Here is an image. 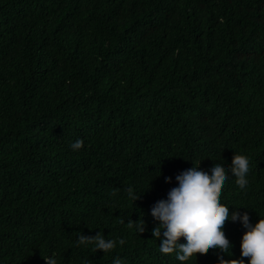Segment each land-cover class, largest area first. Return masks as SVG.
<instances>
[{"label":"trees","instance_id":"16d2710c","mask_svg":"<svg viewBox=\"0 0 264 264\" xmlns=\"http://www.w3.org/2000/svg\"><path fill=\"white\" fill-rule=\"evenodd\" d=\"M77 138L84 146L73 151ZM234 151L249 156L250 183L240 189L229 176L221 202L255 222L264 0H0V264L239 258V220L223 226L230 253L179 260L160 251L150 212L180 170L212 158L227 166ZM97 231L116 247L77 245L80 232Z\"/></svg>","mask_w":264,"mask_h":264},{"label":"clouds","instance_id":"9594fccd","mask_svg":"<svg viewBox=\"0 0 264 264\" xmlns=\"http://www.w3.org/2000/svg\"><path fill=\"white\" fill-rule=\"evenodd\" d=\"M83 146L82 138H77L70 145L73 151ZM249 171L250 158L239 151H234L227 166L220 159L212 158L206 168L200 167L195 160L180 170L175 176L178 184L168 190L166 198L155 201L150 209L153 219L158 221L152 231L161 241L160 251L173 253L179 260L189 256L193 258V250L204 252L213 248L230 253L232 242L223 226L228 219L239 220L244 227L239 244L240 257L224 259L221 256L217 264H264V215L253 222L247 211L230 212L228 204L221 202L220 197L222 186L229 176H234L239 188L245 189L250 183ZM165 180L171 181L172 177L167 176ZM127 194L135 200L139 192L129 185ZM144 225L141 219L136 227L143 232ZM76 243L85 246L94 244L95 251L100 249L104 253L117 245L115 239L106 238L100 231L94 235L80 232ZM124 243L121 237L119 244ZM243 257H247V261ZM44 259L47 264H58L57 257L52 254ZM112 264H124V260L117 256L113 258Z\"/></svg>","mask_w":264,"mask_h":264}]
</instances>
